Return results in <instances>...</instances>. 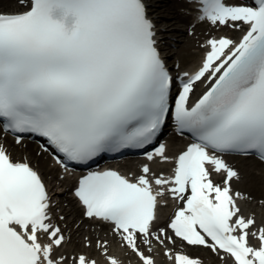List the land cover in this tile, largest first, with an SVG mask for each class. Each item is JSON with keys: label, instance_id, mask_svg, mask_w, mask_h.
I'll return each instance as SVG.
<instances>
[{"label": "snow or ice", "instance_id": "snow-or-ice-1", "mask_svg": "<svg viewBox=\"0 0 264 264\" xmlns=\"http://www.w3.org/2000/svg\"><path fill=\"white\" fill-rule=\"evenodd\" d=\"M189 3L196 20L240 36L206 39L198 68L181 75L160 54L147 0H15L0 11L5 137L42 139L37 155L51 156L61 183L106 155L138 150L147 161L76 180L81 220L95 226L77 250L67 216L53 215L52 177L0 140V264H123L113 244L136 264H157L161 249L167 264H204L193 249L218 264H264V221L244 214L252 198L234 190L241 173L225 159L264 163V0ZM169 127L189 140L177 151L161 142Z\"/></svg>", "mask_w": 264, "mask_h": 264}, {"label": "bare ground", "instance_id": "bare-ground-1", "mask_svg": "<svg viewBox=\"0 0 264 264\" xmlns=\"http://www.w3.org/2000/svg\"><path fill=\"white\" fill-rule=\"evenodd\" d=\"M186 1L189 0H147V3L149 4V15L156 20L159 28H164L166 30V35L171 36L172 38L175 37L174 43H178L176 44L178 45L177 50H170V47L168 46L173 40L169 39L170 41L168 40L166 46L163 47V53L167 55L168 63L174 65V62H177L181 69L194 68L200 63L203 55V50L200 48V45L204 43V38H210L211 36L218 37L222 34H227L235 39L240 36L239 32L232 31L227 28L223 30L214 29L207 23L198 25L190 34H188L187 28L191 21L189 20V16L183 14L184 9H189L188 6L184 4ZM158 7L163 8L160 11ZM13 10H15V0H0V11ZM172 20L174 23H172ZM202 90L203 86H198L196 93L199 94ZM5 138L7 146H9L14 158L28 155L33 162H36L37 160L39 161L40 167L47 175L52 177V179H46V181L50 188L53 187L51 188L53 190L54 185L59 183V180L55 179L58 174L56 173L58 168L54 166V164L49 163L46 159V154L38 156L35 150L36 145L33 143H27L26 147H21L16 146L8 137H4L2 140ZM170 142V146L174 151L183 147V145L180 147L182 141L176 137H173ZM26 151H29V153ZM232 159L238 160L235 166L239 169L241 176L243 177V181L234 183V190H238L244 195L252 198L248 202H241L244 214L249 215L255 213L258 223L264 221V208L259 206V201L264 200V171L260 167L259 171L255 170L259 163L253 158L233 157ZM127 163L128 164L126 166L132 167L136 170V173L138 172L139 164H136L135 160H129ZM143 163H147V161H144ZM151 166L153 170L157 172L163 169L167 173L170 169V166L155 163ZM129 171L130 170H127V173ZM215 179L218 182L220 180L219 177H216ZM71 180V178L66 177L64 181L68 182ZM58 201L60 206L59 208L61 209L60 215L63 214L67 216L66 223L61 226L66 227L67 230H71L73 234V246H76L77 250H79L78 246L82 236L92 231L95 226H90L88 221H85L89 225L87 226L84 221L80 220L78 217L80 208L77 206L75 198L71 195V193H67L65 197H60V200ZM171 202L172 201L169 200V204H171ZM169 204L168 207L163 209L161 212V223L163 222L164 216L171 212ZM54 217H58V215H54ZM162 225L163 224H161V226ZM77 226H79V232H77ZM105 232H107V229H105ZM112 253L119 256L123 260V264H136L134 257L125 256L124 250L119 249L115 244L112 246ZM192 254L195 256L205 257V259L208 260L210 258L211 261H205V264L217 262L214 257H212V260L211 255L203 249H193ZM154 256L157 260V264H167L166 259L162 255V249L159 252H154ZM98 259H100V264H103L102 258Z\"/></svg>", "mask_w": 264, "mask_h": 264}, {"label": "rangeland", "instance_id": "rangeland-1", "mask_svg": "<svg viewBox=\"0 0 264 264\" xmlns=\"http://www.w3.org/2000/svg\"><path fill=\"white\" fill-rule=\"evenodd\" d=\"M161 4V3H160ZM160 9V11L162 10L163 7H158ZM171 20V19H170ZM172 23H174V21L172 20ZM178 44V43H177ZM174 50H177L178 49V45H175V47H173ZM241 181H243V177L241 179ZM85 225V224H84ZM214 264V262L212 263Z\"/></svg>", "mask_w": 264, "mask_h": 264}]
</instances>
